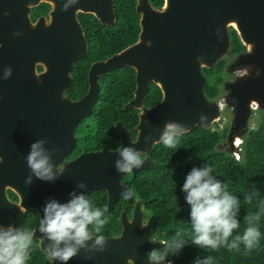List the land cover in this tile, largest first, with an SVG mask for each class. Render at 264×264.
<instances>
[{
  "label": "water",
  "instance_id": "1",
  "mask_svg": "<svg viewBox=\"0 0 264 264\" xmlns=\"http://www.w3.org/2000/svg\"><path fill=\"white\" fill-rule=\"evenodd\" d=\"M43 2L53 5L50 22L47 23L44 18L32 22L31 9ZM63 4L67 5L66 11L61 10ZM136 9L141 15L138 41L107 60L92 64L90 88L80 100L74 101L64 95L73 85L71 74L74 63L88 52L77 13H92L103 24L115 25L114 0H78L77 4H73L72 0H0V44L3 45L0 67L12 65L2 61L9 56L5 54L6 49H11L6 36L18 34L26 39L28 37L32 45L33 66L42 63L49 70L41 75V81L50 77V83L59 88L61 104L66 110L67 130H70L67 135L72 140L78 122L86 119L98 102V76L125 66L136 69L135 98L125 105V109L140 110L136 142L131 141L129 132L121 123L117 124L122 146H132L146 154L143 165L133 169L132 175L156 166L149 155L153 145L159 142V132L166 122L184 124L187 128L185 133L197 126L210 129L220 122L224 110L230 113L231 118L222 151L241 159L251 119L256 111L264 116V0H165L159 10L149 0H137ZM231 26L236 30L244 51L228 64L233 80L225 83L224 96L220 100L209 99L205 92L207 80L203 70L213 68L228 56ZM29 75L30 82L34 77L32 83L35 86L37 77L32 70ZM150 81L160 85L163 99L152 108H146L143 99ZM51 88L55 90L53 86ZM202 114L207 117L205 122L199 120ZM147 135H151L152 140L145 143ZM71 148L68 146L66 154ZM118 150L105 149L85 154L68 164L63 172H66L67 178L80 177L77 173L83 174V170H87L93 182H85L86 189L77 188L80 182H52V195L63 202L69 199L73 190L83 191L86 195L91 191L106 190L109 194L108 207L114 208L122 198L121 191L130 189L123 184L128 173L119 174L113 167ZM128 200L132 204L134 196ZM22 205L29 207L26 195ZM40 205L42 207L43 203ZM140 205L137 202L131 222L123 213L122 235L106 239L103 251L79 253L89 254L88 264H127L130 259L136 260L134 253L151 249L150 238L156 230V216L152 215L142 226Z\"/></svg>",
  "mask_w": 264,
  "mask_h": 264
},
{
  "label": "flooded vegetation",
  "instance_id": "2",
  "mask_svg": "<svg viewBox=\"0 0 264 264\" xmlns=\"http://www.w3.org/2000/svg\"><path fill=\"white\" fill-rule=\"evenodd\" d=\"M149 1L155 9L159 10L162 9V7L164 6L163 4L161 7H156L153 5L151 0ZM52 11L53 5L49 2H43L40 5L31 9L30 18L32 22H36L38 19L44 18L46 22L49 23L51 20ZM89 15L93 16L94 19H96L102 26L110 28H114L116 26V18L115 25H105L97 18L96 15L92 13L78 12L77 18L83 31V16ZM139 17L141 19L140 14ZM84 34L88 44V55L89 40L86 36L85 31ZM233 34H235L238 38L236 30L233 26H231V38ZM138 38L133 44L138 41ZM27 39L24 38V36L18 34H11L9 36H6V40L11 45V49L9 51L6 49L5 54L9 56H6L2 59L3 62H7V64L10 62L12 64L10 66V68L12 69V74L8 79L0 78V158H2V162H0V224H11L14 226H21L24 229H32L33 231H35L39 223L40 215H42L40 211V203L44 204L45 201L49 198H55L61 201L60 198L56 197L55 195H52V182H93L92 176L88 174L87 170H83V174H81L80 172L77 173V175L80 177L75 178H67L66 172L65 174H63V172L65 171L66 166L68 164H70L82 155L89 153H97L105 149L110 151L118 150L122 146L121 134L117 128L118 123H121L122 126L129 132L131 141L136 142L139 135L137 127L140 122V110L133 108L137 110L138 120L132 127V130L126 125H124L121 121H116L114 123V127L119 137V142L115 146L114 139L112 136H101L99 134V122L96 116H94L93 112L96 107H98L102 103L101 93L103 91V85L101 79L107 75L113 74L116 70H120L129 66L116 68L112 71H107L102 75L98 76V82L100 84V93L97 104L95 105L92 113L86 119L78 122L75 130L73 131L74 139L72 140L70 136L67 135L68 132L70 133V130H67V117L65 112L66 110L65 107L61 104V98L58 92L59 88L50 83V77H47V80L45 81H41V75L45 73L47 74L49 70L42 63H37L35 67L33 66L34 57L31 54L32 45L29 44V39ZM129 46L125 47L124 49L128 48ZM1 49H3L2 44H0V50ZM124 49L118 52H114L106 58L99 59L90 63L86 76L88 83L87 92L90 88L89 71L92 64L100 61H105L113 55L123 51ZM242 51H244V49L239 51V53L234 54V56L240 54ZM234 56L229 57V61L224 68L225 80L221 85V91L216 97V99H221L225 94V83L228 82L226 75L231 74L228 71V64L232 61ZM81 58H79L74 63V68L71 74L73 78V85L75 83L74 73L76 71V65ZM5 68H8V65L0 67V77L3 76V70ZM129 68H131L134 73L135 87L133 90L132 97L128 100V102L135 98V91L137 88V71L132 67ZM30 70H32L33 75H35L38 80L35 86V83H32L34 81V77L32 76V82H30L29 79ZM235 76L237 77L236 73ZM51 86H53L55 90L52 89ZM71 87L66 90L64 94L65 97H68L71 100H80L87 94L86 92L84 96L78 99L69 96L68 91L71 89ZM36 88L41 89L43 91H36ZM158 93H160V98L158 97ZM162 99L163 92L160 85L154 81H150L148 84V90L143 99V106L146 108H152L153 106L160 103ZM128 102L124 104V108ZM261 121H264V116L262 114ZM228 130L229 128L225 129L224 131L228 133ZM41 138L47 139V143L44 146L50 152H52V150L55 148L60 149V151L53 153V161L54 163H56L57 168L61 169L62 172L52 182L41 181L39 179L33 178L31 185H25L24 179L29 174V169L26 166L24 157L26 156L29 150L30 143L34 140ZM159 144L160 142H156L153 145L149 155L150 160H152L156 164V166L157 163L152 159L151 154L154 148ZM223 145L224 142L222 141V143L218 145V149L222 150ZM68 146H72V148L71 151L66 154ZM63 154L66 155L63 157ZM140 155L144 160L146 154L140 152ZM42 182L46 183L43 184ZM123 184L127 186L124 181ZM99 191L105 193V199L101 206L98 205V201H101V199L95 197ZM25 195L27 196V203L29 205V207L27 208L22 205V199ZM87 196L91 200L94 207L106 209L105 216L108 219V223L105 225V228L103 230V234L105 235L106 239H114L122 235V232L124 230V225L122 223V215L123 213H125L128 221H133L135 217V209L137 202L141 203L140 209L143 212L142 226L148 223L152 215H155L147 212L145 205L142 203V201L136 199L135 197L134 202L132 204H129V200H125L122 197L116 203L114 208L109 209V194L106 190L91 191ZM119 202H122L121 207L119 208V212L116 213L114 211L118 206ZM115 226L119 227L118 231H116ZM140 226L141 224L138 225V227ZM39 234L40 233L38 231L34 232V242L33 247L31 249V259L28 261V264H49L44 251V243H41ZM150 240L151 249L146 252L141 249L140 252L134 253V258L136 257V260L130 259L127 264H150L147 259L149 251L154 248L162 250V245L160 244V242L164 240L162 239V236L158 231V222H156V230L151 235ZM84 251L87 252L88 250L81 249L80 252ZM79 253L73 258H71L67 262V264H88L89 262L87 258L89 257V254ZM169 259L172 261V264H176L172 257H169Z\"/></svg>",
  "mask_w": 264,
  "mask_h": 264
},
{
  "label": "trees",
  "instance_id": "3",
  "mask_svg": "<svg viewBox=\"0 0 264 264\" xmlns=\"http://www.w3.org/2000/svg\"><path fill=\"white\" fill-rule=\"evenodd\" d=\"M164 1L151 0L156 7H161ZM115 12L114 28L100 25L93 16H83V27L89 40V53L77 62L75 83L68 91L69 96L78 99L87 92L86 76L91 62L106 58L137 40L140 33V17L136 10V0H115ZM242 49L244 48L241 42L233 34L229 56L213 68L203 70L207 80L205 92L209 99L216 98L221 91L225 80L224 68L229 57ZM101 81L102 103L96 107L93 114L99 122V134L112 136L115 146L119 137L114 123L121 121L132 130L138 120L137 110L124 108V104L133 94L134 73L131 68L125 67L103 77ZM158 97H161L160 93ZM226 135V131L219 132L197 126L180 138L175 151L165 148L161 143L157 145L151 154L157 163L156 167L142 170L136 175H126L124 182L133 192V196L142 201L147 212L156 215L158 231L164 241L174 239L177 232L190 231L189 207L180 186L185 174L193 166H202L204 163L211 165L217 178L228 185L229 192L240 197L241 226L233 233L234 236L242 234L246 227L244 215L258 210V199H264V121H261L257 129H250L248 132L241 159L218 149V145L225 141ZM251 186L258 190V198L254 199L252 204H246L243 196ZM95 197L101 199L98 201L101 206L105 193L99 191ZM121 203L119 202L114 212H119ZM115 229L118 231L119 227L115 226ZM260 231L261 239L250 251L244 249L243 245L240 251H229L225 247L206 251L188 244L179 255L172 258L176 264H193L196 257L206 255L213 256L214 264H264V217L260 222Z\"/></svg>",
  "mask_w": 264,
  "mask_h": 264
},
{
  "label": "clouds",
  "instance_id": "4",
  "mask_svg": "<svg viewBox=\"0 0 264 264\" xmlns=\"http://www.w3.org/2000/svg\"><path fill=\"white\" fill-rule=\"evenodd\" d=\"M77 4L78 0H72ZM62 11L67 5H62ZM12 74L10 67L3 70L2 79ZM207 117L201 115L199 120L205 122ZM187 128L177 121H168L159 132V142L168 149L175 151L180 138ZM152 140L151 135L144 137L145 143ZM46 138L34 140L24 157L29 174L25 177V185H31L33 178L41 181H54L62 170L53 161V153L60 151L55 148L50 152L44 145ZM2 162V158H0ZM144 160L140 152L132 146H122L117 152L113 167L119 174L131 173L139 169ZM77 188L86 189L87 184L81 181ZM180 191L189 207L190 231L177 232L174 239L161 241L162 250L154 248L149 251L147 259L150 264H172L169 257L179 255L188 244L198 249L215 251L221 247L229 251L252 250L260 241L262 233L260 222L264 217V199H258L257 211L249 212L243 217L246 227L242 234L233 235L241 226L240 197L229 192L228 185L218 179L211 165L193 166L184 176ZM121 196L132 198L130 189H123ZM258 198V190L251 186L244 193V203L252 204ZM39 223L35 231L44 243V251L49 264H67L81 249L103 251L106 237L103 234L108 219L106 209L94 207L85 192L73 190L69 199L60 201L49 198L41 207ZM21 226L0 224V264H28L31 259L34 232ZM46 241V243H45ZM193 264H214L211 255L198 256Z\"/></svg>",
  "mask_w": 264,
  "mask_h": 264
},
{
  "label": "rangeland",
  "instance_id": "5",
  "mask_svg": "<svg viewBox=\"0 0 264 264\" xmlns=\"http://www.w3.org/2000/svg\"><path fill=\"white\" fill-rule=\"evenodd\" d=\"M227 81H231L233 80V75L231 74H227ZM220 100V99H219ZM227 110H224L222 112V119L220 120V122L214 124L211 129L213 130H217L219 132L224 131L225 129L229 128V120L231 118L230 113L226 112ZM261 114L259 111H256L253 119H251V123H250V128L251 129H257L259 124L261 123ZM263 115V114H262ZM219 124V125H218Z\"/></svg>",
  "mask_w": 264,
  "mask_h": 264
},
{
  "label": "built area",
  "instance_id": "6",
  "mask_svg": "<svg viewBox=\"0 0 264 264\" xmlns=\"http://www.w3.org/2000/svg\"><path fill=\"white\" fill-rule=\"evenodd\" d=\"M219 125V124H218Z\"/></svg>",
  "mask_w": 264,
  "mask_h": 264
}]
</instances>
